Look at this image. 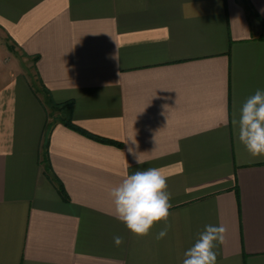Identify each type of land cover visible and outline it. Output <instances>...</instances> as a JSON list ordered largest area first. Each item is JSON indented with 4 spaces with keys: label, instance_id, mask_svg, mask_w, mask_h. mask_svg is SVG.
Instances as JSON below:
<instances>
[{
    "label": "crops",
    "instance_id": "crops-1",
    "mask_svg": "<svg viewBox=\"0 0 264 264\" xmlns=\"http://www.w3.org/2000/svg\"><path fill=\"white\" fill-rule=\"evenodd\" d=\"M263 21L264 0H0V264H182L206 225L227 230L217 264H264V158L230 123L264 89ZM30 70L119 144L51 128L66 198L40 162L49 118ZM146 168L168 177L161 240L163 223L133 236L109 195Z\"/></svg>",
    "mask_w": 264,
    "mask_h": 264
},
{
    "label": "clouds",
    "instance_id": "clouds-1",
    "mask_svg": "<svg viewBox=\"0 0 264 264\" xmlns=\"http://www.w3.org/2000/svg\"><path fill=\"white\" fill-rule=\"evenodd\" d=\"M225 122H228L225 114ZM232 127L237 139L253 158H264V89H257L242 103L239 114H233ZM138 165L145 163L130 148ZM168 177L159 168H146L126 174L122 181L111 188L110 197L114 217L125 224L129 232L143 238L153 227L163 223L164 227L155 239H164L171 228L169 217L172 207L171 193L167 190ZM226 228L223 225H206L203 232L184 253L182 264H217L215 249L224 243ZM114 244H123V237L114 236Z\"/></svg>",
    "mask_w": 264,
    "mask_h": 264
},
{
    "label": "trees",
    "instance_id": "trees-1",
    "mask_svg": "<svg viewBox=\"0 0 264 264\" xmlns=\"http://www.w3.org/2000/svg\"><path fill=\"white\" fill-rule=\"evenodd\" d=\"M245 2V1H244ZM264 25V21H263ZM38 56H34L31 58L32 63L34 64L37 60ZM33 89L36 93H41L43 95V103L48 111V118L49 120L46 122L44 130H43V138L41 143V164L43 165L44 171L47 175V177L57 186L58 191L60 194L66 198L65 191L63 189V186L61 182L58 180L56 175L53 173L49 158L47 156V145H48V138L51 128L57 123L61 122L67 127L74 129L90 138H93L97 141L101 142H107L112 144H117L116 142H113L111 140H107L105 138H101L98 136H95L93 134H90L86 132L85 130L81 129L77 125H75L72 121V111L74 107V103L72 100H68L65 102H55L52 99L50 91L43 85V83L40 81L38 86H36V83H32ZM119 145V144H117Z\"/></svg>",
    "mask_w": 264,
    "mask_h": 264
},
{
    "label": "rangeland",
    "instance_id": "rangeland-1",
    "mask_svg": "<svg viewBox=\"0 0 264 264\" xmlns=\"http://www.w3.org/2000/svg\"><path fill=\"white\" fill-rule=\"evenodd\" d=\"M0 45L2 46V43H0ZM25 73H28L29 74V78H31V81L35 84L36 83V81H35V79H34V77H33V75H32V72H31V70L30 71H25ZM34 85L32 84V87H33ZM36 86H38V84L36 83ZM41 97H42V99H43V95L41 94V93H38Z\"/></svg>",
    "mask_w": 264,
    "mask_h": 264
}]
</instances>
